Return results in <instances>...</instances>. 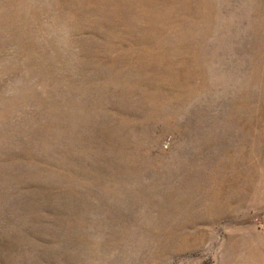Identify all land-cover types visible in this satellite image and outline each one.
<instances>
[{
    "label": "rangeland",
    "instance_id": "1",
    "mask_svg": "<svg viewBox=\"0 0 264 264\" xmlns=\"http://www.w3.org/2000/svg\"><path fill=\"white\" fill-rule=\"evenodd\" d=\"M0 264H264V0H0Z\"/></svg>",
    "mask_w": 264,
    "mask_h": 264
}]
</instances>
